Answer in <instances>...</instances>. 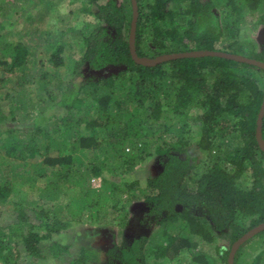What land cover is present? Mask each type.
Returning a JSON list of instances; mask_svg holds the SVG:
<instances>
[{
	"label": "trees",
	"instance_id": "1",
	"mask_svg": "<svg viewBox=\"0 0 264 264\" xmlns=\"http://www.w3.org/2000/svg\"><path fill=\"white\" fill-rule=\"evenodd\" d=\"M84 1L95 7V26L83 33L80 58L58 89L44 67L32 80L29 46L0 48V87L18 73V87L35 83L37 91L29 99L14 85L15 107L0 110V264L63 261L70 246L55 235L84 214L96 220L109 210L123 226L137 203L146 228L154 227L149 236L81 247L66 264H147L182 253L192 264H215L199 246L219 252L218 243L264 223V152L256 139L264 69L211 56L137 64L131 0ZM135 1L138 58L216 51L264 63V37L259 47L240 39L248 28H264V0ZM66 46L48 49L55 69L66 64ZM82 68L104 75L79 83ZM154 155L161 169L144 186L125 176ZM92 179H100L98 188ZM18 183L37 198L9 203ZM250 241L259 249L252 264H261L264 231Z\"/></svg>",
	"mask_w": 264,
	"mask_h": 264
},
{
	"label": "rangeland",
	"instance_id": "2",
	"mask_svg": "<svg viewBox=\"0 0 264 264\" xmlns=\"http://www.w3.org/2000/svg\"><path fill=\"white\" fill-rule=\"evenodd\" d=\"M104 2L105 0H100L98 4ZM94 10L95 7L88 6L84 0H0V48L14 43H23L29 46L33 55V61L29 65V73L34 77L32 80L37 81L36 75L39 74L40 68L44 67V71L52 77L53 89L56 90L71 77L74 62L80 58L82 35L95 26V20L90 14V11ZM263 37L264 28L256 27L243 31L240 39L252 42L259 47ZM60 42L67 44L65 47L67 52L66 64L63 68L55 69L48 62L47 53L49 47L51 48V46H55ZM108 72L113 71L109 70ZM81 73L79 83H84L85 80H96L104 75L103 72L85 71L84 68L81 69ZM20 78H23V75L18 73L7 77L4 85L0 87V110L5 114L15 107V101L12 99L16 96L13 89L14 85L17 92L27 93L29 99L36 98L35 83L26 84L21 89L16 85ZM30 80L31 78L27 77L26 81L30 83ZM192 126L194 127L193 124ZM2 138L4 136L0 137V142ZM161 160L162 158L155 155L147 157L143 163L125 176L138 179L141 185L144 186L147 178L154 177L160 171ZM203 168V166H200L199 170ZM90 183L92 187L98 188L100 179H92ZM36 184L40 186L42 181ZM36 198L37 193L28 184L18 183L8 202L34 200ZM119 214L116 211L109 210L102 213L96 220H90L87 214H84L79 222L75 223L70 229L55 235L54 238L60 243L70 246L69 254L63 258V261L37 262L23 257L18 264H66L67 261L78 254L81 247L100 246L99 248L103 250L112 240L115 243H120L124 237L134 239L140 235L147 234L149 236L154 231L153 226L146 228L145 223L142 221L145 212L140 203L130 207L129 216L123 222V226ZM252 243V241L247 242L240 250L241 252L237 250L240 253V264H252L254 258L258 255L259 249ZM232 245L233 243L228 240L218 243L217 247L220 254L216 251L217 255L213 245H201L198 249L212 256L215 264H225L222 257L226 256L225 252H230ZM189 259L187 253H182L174 261H154L149 258L147 264H192ZM226 260L228 261V257H226ZM261 264H264V259H262Z\"/></svg>",
	"mask_w": 264,
	"mask_h": 264
},
{
	"label": "water",
	"instance_id": "3",
	"mask_svg": "<svg viewBox=\"0 0 264 264\" xmlns=\"http://www.w3.org/2000/svg\"><path fill=\"white\" fill-rule=\"evenodd\" d=\"M131 5H132V22H131L130 35H129V47H130V53H131L132 59L137 64L144 65V66H156L157 64L170 61V60H175V59L198 58V57L211 56V57H222V58H226V59L241 62V63H247V64L254 65V66L264 69V63L262 62H257L255 60L248 59L242 56L232 55V54L224 53V52H216V51L183 52V53L159 56L152 60L145 59V58H138L135 53V48H134V34H135L136 21H137L136 1L131 0ZM263 116H264V100L260 108V112H259L258 119H257V127H256V139H257L260 149L264 152V141L261 139V124H262ZM262 231H264V223L251 229L246 234L241 236L237 241H235L229 252L228 264H233L235 254L241 245H243L249 239L253 238L255 235H257L258 233Z\"/></svg>",
	"mask_w": 264,
	"mask_h": 264
}]
</instances>
